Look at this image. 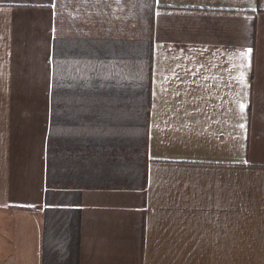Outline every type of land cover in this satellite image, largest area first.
I'll return each mask as SVG.
<instances>
[{"label": "crops", "instance_id": "0c3cea01", "mask_svg": "<svg viewBox=\"0 0 264 264\" xmlns=\"http://www.w3.org/2000/svg\"><path fill=\"white\" fill-rule=\"evenodd\" d=\"M144 189L80 191V264H264V0H155ZM56 0H0V264H41Z\"/></svg>", "mask_w": 264, "mask_h": 264}, {"label": "trees", "instance_id": "16d2710c", "mask_svg": "<svg viewBox=\"0 0 264 264\" xmlns=\"http://www.w3.org/2000/svg\"><path fill=\"white\" fill-rule=\"evenodd\" d=\"M79 1L55 9L41 264H80L81 189L147 183L155 0H121L123 22Z\"/></svg>", "mask_w": 264, "mask_h": 264}, {"label": "rangeland", "instance_id": "374dc122", "mask_svg": "<svg viewBox=\"0 0 264 264\" xmlns=\"http://www.w3.org/2000/svg\"><path fill=\"white\" fill-rule=\"evenodd\" d=\"M81 2L79 0H56V5L55 8L58 10H61L62 12H68L71 13L73 12L74 15H72L73 17H81V14H76V12H80L81 11ZM129 12L128 10L125 8V5L121 2V0H117L115 3H113V5L111 6V15L113 17H115L117 20L120 21H125L127 16H128ZM121 22V23H122ZM127 51L130 50L126 49Z\"/></svg>", "mask_w": 264, "mask_h": 264}]
</instances>
